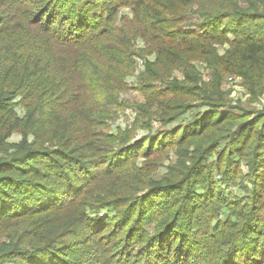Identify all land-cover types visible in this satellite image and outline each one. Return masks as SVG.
I'll return each instance as SVG.
<instances>
[{
    "label": "trees",
    "instance_id": "trees-1",
    "mask_svg": "<svg viewBox=\"0 0 264 264\" xmlns=\"http://www.w3.org/2000/svg\"><path fill=\"white\" fill-rule=\"evenodd\" d=\"M74 1L0 0V264H264L262 116L248 123L244 115L209 113L181 126L178 141L194 138L184 143L196 146L192 162H181L164 179H139V189L122 196L120 188L135 173L129 157L139 153L138 143L149 141L146 156L152 141L161 148L177 133L131 142L127 131L128 139L119 142L95 130L114 117L113 92L134 70L131 47L139 38L147 43L146 54H155L143 94L160 123L191 108L192 98L213 109L226 105L227 94L219 89L229 74L242 76L259 95L264 39L247 23L261 15L258 3L264 0H125L132 9L119 25L117 0L95 9L89 0ZM190 12L202 21L189 23ZM214 41L231 44L218 55ZM196 59L214 70L204 85H198ZM177 69L184 79L168 80ZM158 78L162 86L154 84ZM15 133L20 140L8 141ZM224 139L213 165H201ZM241 163L255 172L241 187L246 195L225 197L214 171L224 185H239L234 178ZM105 180L89 209L108 207L115 217H91L83 206L72 207ZM62 212L71 225L59 220Z\"/></svg>",
    "mask_w": 264,
    "mask_h": 264
},
{
    "label": "rangeland",
    "instance_id": "rangeland-1",
    "mask_svg": "<svg viewBox=\"0 0 264 264\" xmlns=\"http://www.w3.org/2000/svg\"><path fill=\"white\" fill-rule=\"evenodd\" d=\"M68 2L70 0H67ZM74 1V0H73ZM84 0H82L83 2ZM93 2L94 4L90 5V8L95 9V6L98 5L107 6L109 2H106L105 0H89ZM111 1V0H108ZM75 2V1H74ZM125 0H120L115 6L116 9V22L117 25H119V21L123 19L124 16H128L131 13V7L124 5ZM263 3V2H262ZM75 5V4H71ZM264 5V3L262 4ZM258 3L259 11L261 15H258L257 17H252L253 19L248 20L247 25L251 27V29L258 30L259 34L258 37L264 39V6H262ZM79 6V5H78ZM242 6L245 7L244 4ZM85 7V6H84ZM81 8V6H80ZM196 10V7L193 8V11ZM201 18L197 16L194 12H190L188 21L189 23H197L201 22ZM229 20L225 19L221 22V25L223 23H227ZM198 29V28H197ZM227 36L229 39H233L232 33H227ZM215 43V44H214ZM213 47L216 49V52L218 55L225 53L227 49L230 47V42L225 41L222 44H219L218 42L214 41ZM147 48V43L142 40L141 38L133 41V46L131 47V50L136 52L137 54L134 55L135 58V67L134 70L125 76V86H121L119 90H115L113 92L114 98L117 101L114 106H110V112L113 113V118L108 119V121L105 122V124L97 125L95 130L97 131L96 134L98 136H102L101 134H110L115 137L109 138V139H122L121 141L127 140L128 136L123 137L127 131H130L132 138L130 139L131 142L136 141L138 139H142L145 136H149L150 140H157L158 138L162 137L163 135L171 134V133H177L175 136L174 143L169 145H164L161 148L157 147L158 142L152 141L151 143L155 144L153 145V152L149 153V155H144V151L148 152L145 149V146L149 141H142L138 144V151L139 153H135L130 158L129 165H132L133 172L129 179H127L126 184H124L120 188V194L125 195L128 193H131L136 188L139 189L140 184L138 182L139 179H147V182L151 179L153 180H159L169 177L171 174L177 172L181 167V162L184 163V165H188L189 162H192V156H195V149L196 146L189 145L188 147L186 144H184L187 140L194 139L191 137L182 138L185 139L184 142H180L179 137L181 136V126L187 125L190 126L193 124L196 119L201 118L203 115H209V113L215 114L214 116H218V114H227V113H236L237 115H244L245 122L252 123L255 119L263 117L262 123H264V77H263V89H261L259 95L253 96V94L250 92V88L245 85L243 77L236 75V74H229L227 75L220 86V91H222L223 94H227L228 101L226 100V105L218 106L217 108L213 109L209 104V106L201 105L199 104L198 98H192L189 100V104L191 105V108L187 109V111L181 113L178 115V117L173 120L172 122H168L166 124L160 123L158 120L155 119V116L151 117V112L155 107L150 106L146 107V98L143 93V88L149 84L150 77L145 78V75L147 74V66L151 64L152 61L155 59V54L147 55L145 50ZM144 50V51H143ZM192 65L194 66V70L199 75L200 80L198 81L200 84L198 85H204V83H207L211 81L214 70L213 67L208 64L206 59H196L192 61ZM114 76V75H113ZM170 78L168 80L177 79L179 81L184 79L183 72H181V69H177L171 73L169 76ZM162 79L158 78V80L154 81V84L157 86H162ZM210 94V93H209ZM19 98H14V101H16ZM201 100V98H200ZM112 110V111H111ZM86 125V124H85ZM78 126L81 128L82 123H78ZM84 128V126H83ZM82 128V130H83ZM94 131V130H93ZM105 138H108L106 136H102ZM21 136L19 134H13L8 141L12 142H18L20 140ZM222 141V144H220L215 151L208 156V158L203 162L201 165H205L209 167V165H213V162L216 160V158L223 153V149L225 147V141ZM110 144V143H109ZM113 146H118V143L113 142ZM143 144V145H141ZM192 144V143H191ZM224 144V146H223ZM133 146V145H132ZM193 148V150H192ZM192 150V151H191ZM204 155V154H203ZM261 173L259 172L258 175ZM255 175V172L250 175V168L247 164L241 163L239 165V174L236 179V182L239 185H233L226 186L222 183V180L220 179V174L217 170L214 171V178L215 183H217L222 190H224V196L225 197H232V196H241L243 197L246 195L245 190L241 188L242 185L245 183L248 184V181H251V177ZM151 178V179H150ZM254 178H252V181ZM261 176H257L255 181H260ZM107 184L106 180L105 182L101 181L100 184H95L89 189L85 195L78 201V204L76 206H72L73 208H80L84 207L86 211L89 212V216H107V217H115L116 212L108 207H104L99 211H92L90 210V205H92L93 199L97 196V192L100 187L105 186ZM264 184V181H263ZM156 185V184H153ZM151 186V185H149ZM149 186H145L143 188H148ZM83 187V186H81ZM88 187V186H87ZM142 187V186H141ZM142 188V189H143ZM225 188V189H224ZM198 192L201 193V189H198ZM235 193H240L235 194ZM245 197V196H244ZM244 197L242 199H244ZM107 199H114V197H109ZM240 199V200H242ZM82 202H85L87 205H84ZM244 204L241 203L239 205L242 206ZM237 207V209L239 208ZM205 209H209V207H204ZM71 211V210H70ZM226 206H223V208L219 211V218L224 219L226 216ZM211 215H217L216 211H214V207L212 212H210ZM45 215V214H43ZM67 216L64 212L61 213L59 220H68L69 224L71 225V221L69 219H66ZM207 219L209 220V214L206 216H203L201 220ZM58 220V219H56ZM30 220L28 219V222ZM72 225L71 227H73ZM21 227L22 226H16V229L20 230L18 233L21 234ZM75 227V226H74ZM17 236L16 232H13ZM30 239L29 236L25 237V242H27ZM2 240V239H0ZM8 241V240H7ZM80 246L78 249H81ZM89 259L94 257V254H92L91 249ZM59 258V257H58ZM55 260L56 259H52ZM54 261V262H55ZM93 262V260H92ZM3 264H15L13 262H5Z\"/></svg>",
    "mask_w": 264,
    "mask_h": 264
}]
</instances>
